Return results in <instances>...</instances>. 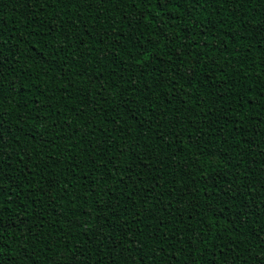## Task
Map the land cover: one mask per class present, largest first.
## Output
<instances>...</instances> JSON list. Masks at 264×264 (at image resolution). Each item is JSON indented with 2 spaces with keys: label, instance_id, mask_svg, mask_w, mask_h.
I'll use <instances>...</instances> for the list:
<instances>
[{
  "label": "trees",
  "instance_id": "obj_1",
  "mask_svg": "<svg viewBox=\"0 0 264 264\" xmlns=\"http://www.w3.org/2000/svg\"><path fill=\"white\" fill-rule=\"evenodd\" d=\"M0 264H264V0H0Z\"/></svg>",
  "mask_w": 264,
  "mask_h": 264
}]
</instances>
